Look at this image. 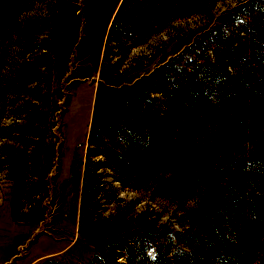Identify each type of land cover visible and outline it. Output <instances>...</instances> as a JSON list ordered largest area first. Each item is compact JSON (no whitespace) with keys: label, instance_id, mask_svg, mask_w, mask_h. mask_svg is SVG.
Segmentation results:
<instances>
[{"label":"rangeland","instance_id":"374dc122","mask_svg":"<svg viewBox=\"0 0 264 264\" xmlns=\"http://www.w3.org/2000/svg\"><path fill=\"white\" fill-rule=\"evenodd\" d=\"M142 1L131 32L125 0H0V264L144 232L140 264H264V0ZM143 98L195 110L122 178L119 128L90 138Z\"/></svg>","mask_w":264,"mask_h":264},{"label":"trees","instance_id":"16d2710c","mask_svg":"<svg viewBox=\"0 0 264 264\" xmlns=\"http://www.w3.org/2000/svg\"><path fill=\"white\" fill-rule=\"evenodd\" d=\"M141 9L144 10L143 13H139L138 10ZM144 12H146V8L144 9V1L125 0L123 10L122 12H119L120 16L113 21L112 31H115L114 29L119 26H122L123 28H127L129 26L127 30H131V32L134 31L135 28L142 24V19L146 14ZM123 13H125L124 17L122 16ZM166 66L168 69H171L172 67L169 64H166ZM181 69L180 73H184L185 69ZM160 81L166 83L171 81V79L169 76L168 79L160 77ZM175 84L176 83H169V86L177 88V85ZM152 90L153 92L155 90L158 91V89L155 88V84ZM145 99L146 98H143L136 103H131V105L136 108V112H131V106L125 107L122 109L125 112L122 114V118L119 119L118 115H116L110 125L104 129H99L90 138V144L93 145L95 136L96 138L99 136L101 138L99 141H101V144L103 145L104 142L102 141V138L110 136V129L116 130L119 128V136H121L120 138H122L121 141L123 142V162L129 166L128 168H124L122 178H124V176L126 178V175H128L132 169H134L139 163L144 161L146 157L151 155L160 145H162L173 134L175 125L187 113L195 110V108L190 107L187 103L169 104L168 107H166L164 114L160 115V117L156 118L154 121V118H147L146 114L144 115L142 113L141 115V112L144 111L147 106ZM20 130L21 129H19V131ZM7 164L8 166L11 165L9 161ZM119 174L121 175V173H118V175ZM99 179L100 178L96 176L93 180L94 184L97 185ZM147 237L148 234H146V232L126 237L122 242L113 247L112 253L114 256H112L110 260L101 261V259H99L97 260L98 264H140L143 261L146 262L148 259H151L149 254L151 248L146 247L144 245L146 242H143ZM153 254H156L151 260L154 263L156 260H159V253L156 252ZM121 257H125L127 262H118Z\"/></svg>","mask_w":264,"mask_h":264}]
</instances>
